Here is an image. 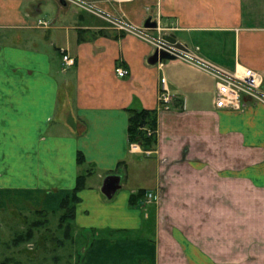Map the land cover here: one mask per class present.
<instances>
[{
	"label": "crops",
	"instance_id": "1",
	"mask_svg": "<svg viewBox=\"0 0 264 264\" xmlns=\"http://www.w3.org/2000/svg\"><path fill=\"white\" fill-rule=\"evenodd\" d=\"M162 32L223 68L264 73V0H0V217L57 216L91 167L70 220L79 255L53 264H264V104L216 107L202 68L147 62ZM141 107L156 109L147 154L126 138L127 108ZM108 173L119 175L110 197Z\"/></svg>",
	"mask_w": 264,
	"mask_h": 264
},
{
	"label": "rangeland",
	"instance_id": "2",
	"mask_svg": "<svg viewBox=\"0 0 264 264\" xmlns=\"http://www.w3.org/2000/svg\"><path fill=\"white\" fill-rule=\"evenodd\" d=\"M52 3V2H51ZM73 4L67 6V13L70 12ZM55 3L52 6H45V11L40 13L42 16L48 17L50 13H54ZM190 45V43H189ZM89 170L90 166H86ZM40 220L39 225L32 222ZM0 262L5 261L6 264H43L53 261L71 260L78 257L74 252L78 251L79 243L70 235L69 237L62 234V228L57 226V216L54 214L42 217L38 213L29 212L24 215H10L9 217H0ZM32 230L31 236L17 243L11 242L17 232H24L27 228ZM74 240V241H73ZM73 241V242H72Z\"/></svg>",
	"mask_w": 264,
	"mask_h": 264
},
{
	"label": "built area",
	"instance_id": "3",
	"mask_svg": "<svg viewBox=\"0 0 264 264\" xmlns=\"http://www.w3.org/2000/svg\"><path fill=\"white\" fill-rule=\"evenodd\" d=\"M110 20L119 29L128 28L127 24L121 20L113 18ZM155 45H161L158 39L155 40ZM60 51L63 64L65 66L70 65L72 58L64 52L63 48H60ZM170 52L174 56L197 65L213 76L215 86L213 101L216 107L239 110L249 102H260L264 104V73L248 66H241L238 71L235 69L229 70L192 53L187 48L185 50L170 49ZM113 70L117 76H123L127 73V69L120 64H116ZM159 79L162 84L163 77ZM169 101L170 97L163 87L158 93V107H168ZM145 130L147 134L150 132L148 128ZM129 147L138 149L144 154L149 153L148 148L140 147L137 142H129ZM146 196L149 198L153 194L147 191Z\"/></svg>",
	"mask_w": 264,
	"mask_h": 264
},
{
	"label": "trees",
	"instance_id": "4",
	"mask_svg": "<svg viewBox=\"0 0 264 264\" xmlns=\"http://www.w3.org/2000/svg\"><path fill=\"white\" fill-rule=\"evenodd\" d=\"M127 126H126V138L128 142H137L140 147L147 148L151 146L152 143L155 142V108H127ZM146 128L150 129V132L146 133ZM75 161L77 163H82L84 161L83 155L80 151L76 152ZM90 172L88 168H85L79 171L75 176V182L71 190L70 195H64L58 205L59 212L57 214V226L62 228V234L65 237H69V228H70V220L73 217V203L77 199L76 191L81 188L84 184L85 176ZM144 192V189L137 190L136 193H130L128 202L129 204L135 203L136 198ZM32 213H38L42 217L46 216V212L42 210H34ZM39 225L41 223L40 220H36L32 222V224ZM32 230L28 227L24 232H17V234L12 238L11 242H19L25 240L31 236ZM55 261L51 263H43V264H53ZM0 264H6L5 261H1Z\"/></svg>",
	"mask_w": 264,
	"mask_h": 264
},
{
	"label": "water",
	"instance_id": "5",
	"mask_svg": "<svg viewBox=\"0 0 264 264\" xmlns=\"http://www.w3.org/2000/svg\"><path fill=\"white\" fill-rule=\"evenodd\" d=\"M143 25L146 27H155L156 22L147 17L145 18ZM158 41L161 45L155 46L152 52L146 57V60L149 63L156 62L157 60L164 61L166 58L172 57L173 54L170 52V49H186V46L175 38L173 32H162L159 34ZM118 187L119 175L108 173L103 176L99 189L106 197H110Z\"/></svg>",
	"mask_w": 264,
	"mask_h": 264
}]
</instances>
